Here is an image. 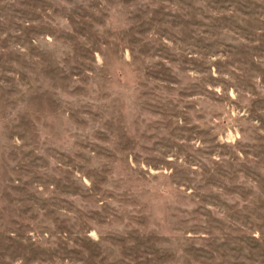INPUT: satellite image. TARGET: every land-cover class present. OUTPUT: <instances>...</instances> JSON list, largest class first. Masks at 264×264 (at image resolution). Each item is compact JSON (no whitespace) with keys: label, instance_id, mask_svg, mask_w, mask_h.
<instances>
[{"label":"rangeland","instance_id":"obj_1","mask_svg":"<svg viewBox=\"0 0 264 264\" xmlns=\"http://www.w3.org/2000/svg\"><path fill=\"white\" fill-rule=\"evenodd\" d=\"M0 264H264V0H0Z\"/></svg>","mask_w":264,"mask_h":264}]
</instances>
